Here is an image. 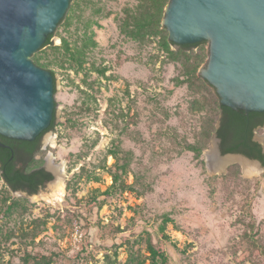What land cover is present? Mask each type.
I'll return each instance as SVG.
<instances>
[{
	"label": "rangeland",
	"instance_id": "1",
	"mask_svg": "<svg viewBox=\"0 0 264 264\" xmlns=\"http://www.w3.org/2000/svg\"><path fill=\"white\" fill-rule=\"evenodd\" d=\"M138 2H72L68 26L54 34L60 43L44 50L59 82L54 99L61 113L54 148L40 149L29 170L54 157L64 169V199L61 209L31 203L0 180V263L42 255L51 264H129L139 255L134 264H149L151 241L162 244L168 264H254L246 258L247 238L258 233L264 245V177H243L237 162L209 174L214 98L201 82L181 84L182 61L168 58L158 39L143 44L121 33ZM87 38L78 66L63 39L75 52ZM208 46L200 47L207 54L200 69ZM114 175L134 190L122 191ZM8 195L16 207L5 213Z\"/></svg>",
	"mask_w": 264,
	"mask_h": 264
},
{
	"label": "water",
	"instance_id": "2",
	"mask_svg": "<svg viewBox=\"0 0 264 264\" xmlns=\"http://www.w3.org/2000/svg\"><path fill=\"white\" fill-rule=\"evenodd\" d=\"M71 4L72 0H0V135L33 142L49 129L55 109L57 124L61 112L54 99V76L32 57L56 33ZM162 25L177 46L209 44V58L198 76L214 88L221 105L246 115L264 113V0H170ZM52 40L53 45L60 43ZM55 137L52 131L46 133L40 149L49 142L54 148ZM254 139L264 152V135L255 134ZM219 144L213 135L206 154L211 176L237 162L243 177H264L260 162L238 154L223 156ZM43 168L54 178L36 195L12 193L61 209L64 177L51 161Z\"/></svg>",
	"mask_w": 264,
	"mask_h": 264
},
{
	"label": "trees",
	"instance_id": "3",
	"mask_svg": "<svg viewBox=\"0 0 264 264\" xmlns=\"http://www.w3.org/2000/svg\"><path fill=\"white\" fill-rule=\"evenodd\" d=\"M77 0H72L75 2ZM170 0H139L134 9L126 12L125 19L121 23V33L130 40H135L139 43H147L152 39H158L161 51L167 55L172 61L181 60L184 65V80L181 84H193L195 82H201L204 87L209 91V94L214 98V115L216 119L212 121V128L220 140L219 148L221 154H238L247 157L250 160L260 162L264 166V152L262 146L254 140V130L258 126L264 127V113H250L246 115L244 111H235L229 107H225L220 104V99L214 91V88L202 78L197 77V73L204 63L207 54L202 53L200 47L207 44L202 42L196 45H184L177 46L175 43L169 40V33L162 25L165 10ZM79 5V4H78ZM80 6V5H79ZM74 8H70L68 17L64 18L60 26L65 22V26H68L71 13ZM84 11V10H83ZM67 16V15H66ZM64 27V26H63ZM54 35H50L41 51L33 57L34 63L50 71L54 76L55 93H56V72L52 69L51 61L43 53L44 50L51 48L53 45ZM91 39L87 38L86 41L90 42ZM178 48V51H174L172 48ZM63 48L66 53L70 54V57L75 60L78 66H82L84 58H86V49L88 44L84 46V49L76 48V51H72L69 48V42L63 39ZM199 48V53H195L194 49ZM43 53V55H41ZM42 57H39V56ZM84 57V58H83ZM104 74V71L102 72ZM214 91V93L212 92ZM56 109L54 112L53 120L47 131L42 133L35 141H19L6 138L0 135V180L9 188L10 192H25L28 195H36L39 190L47 183L53 180V175L46 171L44 168H37L29 170V165L33 162L34 156L41 148V142L44 135L50 131H53L56 127ZM220 122V126L215 127V122ZM212 130V132H213ZM208 140L211 137V133H207ZM3 146H2V145ZM203 149V148H202ZM189 150H198L193 146L189 147ZM111 155L115 159H118L116 150L111 151ZM125 168V167H124ZM123 168V170H124ZM114 183L120 184L122 191L134 190L133 185H125L121 182L118 175H114ZM12 198L10 195L4 198V204L8 205L6 212H11L16 207V203L12 205ZM2 214V213H0ZM170 220L164 219L166 224ZM252 228V226H251ZM161 234L165 240L169 238L164 234L165 227L160 228ZM258 234V233H257ZM251 233L247 238V260H250L256 264L264 256V245L261 240L256 238L258 235ZM147 256L144 261H148L149 264H168L169 259L163 250V246L158 245L155 247L151 241L147 245ZM139 255H131V261L129 264H134ZM52 260L46 256H31L25 255L22 264H51ZM0 264H13L0 263Z\"/></svg>",
	"mask_w": 264,
	"mask_h": 264
},
{
	"label": "bare ground",
	"instance_id": "4",
	"mask_svg": "<svg viewBox=\"0 0 264 264\" xmlns=\"http://www.w3.org/2000/svg\"><path fill=\"white\" fill-rule=\"evenodd\" d=\"M49 144H50V142L47 145H49ZM54 160H55V158L52 157V156H50V158L48 159V161H51L53 163V165H55L54 164ZM56 167L59 169L60 175H62L64 177V169H63V167L61 165L60 166H56ZM62 185H63V182H62Z\"/></svg>",
	"mask_w": 264,
	"mask_h": 264
},
{
	"label": "built area",
	"instance_id": "5",
	"mask_svg": "<svg viewBox=\"0 0 264 264\" xmlns=\"http://www.w3.org/2000/svg\"><path fill=\"white\" fill-rule=\"evenodd\" d=\"M74 237L79 241L82 238V234L77 230L74 234Z\"/></svg>",
	"mask_w": 264,
	"mask_h": 264
},
{
	"label": "flooded vegetation",
	"instance_id": "6",
	"mask_svg": "<svg viewBox=\"0 0 264 264\" xmlns=\"http://www.w3.org/2000/svg\"><path fill=\"white\" fill-rule=\"evenodd\" d=\"M257 129H264V127L263 126H258L257 128H255V130H254V137H255V131L257 130ZM255 140V139H254ZM46 170V169H45ZM47 171V170H46ZM49 172V171H48ZM49 173H51V172H49ZM52 174V173H51ZM53 175V174H52ZM50 183V182H49Z\"/></svg>",
	"mask_w": 264,
	"mask_h": 264
}]
</instances>
